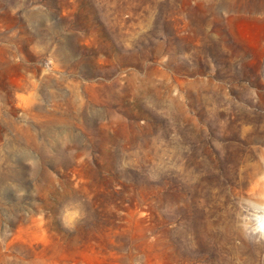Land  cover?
I'll use <instances>...</instances> for the list:
<instances>
[{"label":"rangeland","instance_id":"obj_1","mask_svg":"<svg viewBox=\"0 0 264 264\" xmlns=\"http://www.w3.org/2000/svg\"><path fill=\"white\" fill-rule=\"evenodd\" d=\"M241 199L264 203V0H0V264H264Z\"/></svg>","mask_w":264,"mask_h":264},{"label":"bare ground","instance_id":"obj_2","mask_svg":"<svg viewBox=\"0 0 264 264\" xmlns=\"http://www.w3.org/2000/svg\"><path fill=\"white\" fill-rule=\"evenodd\" d=\"M225 40L229 44L233 45L234 41H235V37L227 36L225 38ZM184 45H188L187 42H185ZM222 88H224L223 84L220 85V89H222ZM201 93H204V92H201ZM240 93H241L240 89H237L235 87H231L230 88V94L231 95L229 97L220 96V95H219L220 97L219 96L216 97L214 94H212L213 102H212L211 113H210V115H211L210 120H212V123L209 127V134L210 135H218L221 137L227 136L226 134H223V133L218 134V132L221 131L222 129L226 128V127L231 128L232 125H234L235 120H236V114H237V109H236L237 101L240 102L243 100L241 98ZM218 116L221 117L220 122L216 121L218 119ZM214 159H215L216 164H219L221 162L226 161L228 159V157L219 155V156H215Z\"/></svg>","mask_w":264,"mask_h":264},{"label":"clouds","instance_id":"obj_3","mask_svg":"<svg viewBox=\"0 0 264 264\" xmlns=\"http://www.w3.org/2000/svg\"><path fill=\"white\" fill-rule=\"evenodd\" d=\"M240 207L241 211L246 213L241 218L244 222L246 233L255 235L259 239H264V203H254L250 200L241 199Z\"/></svg>","mask_w":264,"mask_h":264}]
</instances>
